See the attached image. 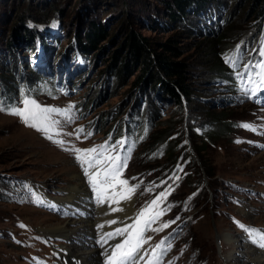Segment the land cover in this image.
Returning a JSON list of instances; mask_svg holds the SVG:
<instances>
[{
  "label": "rangeland",
  "instance_id": "374dc122",
  "mask_svg": "<svg viewBox=\"0 0 264 264\" xmlns=\"http://www.w3.org/2000/svg\"><path fill=\"white\" fill-rule=\"evenodd\" d=\"M231 1L221 14L202 21L207 32L179 36L188 48L187 60L195 67L199 109L196 122L191 123L188 108L178 114L168 101L160 105L163 116L154 119L153 130L170 121L171 136L178 143L179 158L174 159L177 163L172 162L175 167L171 170L166 163L168 154L149 160L152 154L147 142L133 154L123 149L122 157L117 152L125 113L136 109V99L127 97L133 76L116 87L107 84L102 73L105 53L86 59L78 54L77 64L63 59L65 54L72 55L75 31L89 20H101L109 33L131 23L152 40L176 33L178 30L155 28L153 22L164 18L158 0H0V101L5 95L14 100L8 109L0 102V264H59L57 247L62 240L44 231L70 216L49 200L62 194L61 189L76 174L87 180L84 164L78 162L85 153L99 155L105 162H114L118 155L123 158L120 177L134 187L136 208H150L145 230L138 229L144 259L156 252L160 264L248 263L245 255L236 254L238 258L230 262L226 255L240 245L249 229L264 227V107L245 93L236 100L226 87L209 80L204 62V44L210 39L219 43L221 36L226 38L219 44L245 42L246 57L257 48L256 43L247 42L251 20L242 12L245 0ZM20 17L45 41L37 39L30 47L14 41L12 55L7 38L13 27L18 28ZM215 24L222 27L212 33ZM51 68V78H39L46 93L33 94L31 86L26 87L29 81L38 82L32 69ZM66 73H70L67 90L53 88L55 78ZM202 107L208 109L205 115L224 111L231 123L227 131L220 129L218 135L200 140ZM187 154L190 163H186ZM156 170L163 176L151 174ZM148 173L155 180L145 184ZM161 193V200L170 203L166 214L159 213L163 212L157 198ZM151 201H155L154 208ZM229 233L231 239L226 237ZM72 239L76 244L98 247L95 237L88 242L75 233ZM155 264H159L157 260Z\"/></svg>",
  "mask_w": 264,
  "mask_h": 264
},
{
  "label": "trees",
  "instance_id": "16d2710c",
  "mask_svg": "<svg viewBox=\"0 0 264 264\" xmlns=\"http://www.w3.org/2000/svg\"><path fill=\"white\" fill-rule=\"evenodd\" d=\"M230 1L158 0L163 6L164 18L161 21L153 20L155 28L162 32L171 29L178 30L176 33L161 40H152L133 27L131 23H125L117 32L109 33L106 24L99 19L89 20L83 28H78L75 31L70 46L72 55L65 54L64 60L70 62L68 59L70 58L77 64L80 63V59H77L78 54L86 59L88 56L96 58L97 54L105 53L107 62L102 73L107 79V84L115 83L114 87H116L133 76L127 97L132 95L133 99H136V109L133 112L125 113L123 124L121 125L122 130L120 131L121 135L126 134L129 138L130 154H133V151L138 146L147 142L148 153L152 154L150 161L154 162L164 156V154H168L166 163H170V167L172 166L171 170L175 167L174 163L177 162H174V159L176 157L179 158V154H176L178 143L171 136L173 125L168 121L161 123L158 129L153 130V128L155 126L154 119L156 121L163 116V110L160 105L165 101L175 107V112L178 114L183 109L186 110L188 108L190 110L188 119L191 123H195L196 117H198L199 103H197V97L194 93L196 90L194 87V76L196 75L193 69L195 67L192 62L187 60L185 53L188 48L181 44L179 36H181L180 34L190 36L207 32L202 21L208 18L209 20L212 19L214 14H221L222 9ZM243 6V15L246 19L251 20L247 42L256 43L257 48L251 49L246 57L245 54L247 52L243 49L245 42L232 45L219 44L226 36L217 38L219 43L210 39L204 44H207L205 46L207 63L204 61L206 76H208L209 80H215L226 87L235 95L236 100L242 97V93H245L246 97L254 98L260 86H264V80H262V77H264V0H247V2L245 0ZM24 20V17L19 18L18 28L13 27L7 38L8 47H11L10 52L12 55H15L13 53L15 50L12 47L14 46V41L24 42L27 47L33 46L37 41H45L43 37L38 39L41 38L39 32L35 31L36 28L27 26L28 24ZM221 27L222 25L215 24L212 28L215 30L212 33H217ZM231 30L229 29L227 32ZM106 41L107 44H104ZM72 46L75 49H72ZM219 47L220 51L217 50ZM98 51L100 52L96 53ZM32 70H34L33 75L38 82L29 81L26 87L31 86L33 89L31 92L35 95L46 93L45 89L39 86V78H43V76L51 78L50 72L53 69L51 68L49 71ZM69 74L66 73L57 78L54 77L53 88L60 87L63 91L67 90L66 82L69 80ZM26 87L24 90H26ZM0 102L4 109H8L9 106L14 104L12 95L9 97L5 95ZM203 108L205 111L202 110ZM202 109L204 111V120L198 124V126L202 127L200 140L209 139L212 135H218L217 130L227 131V127L231 123L225 119L224 115L226 113L224 111L211 112L205 115L208 109L205 107H202ZM143 112L144 118L141 120ZM113 129L114 126L111 132ZM201 149H203V146ZM191 161V156L187 154L186 163ZM151 174L163 176L159 170L153 171ZM148 175L150 173L144 175L146 177L145 184L155 180L154 177H148ZM152 179L154 180L152 181ZM160 196H164L163 193ZM162 198H160V205L164 210L163 213L166 214L168 212L167 207L170 208V203L168 201L164 203L161 200Z\"/></svg>",
  "mask_w": 264,
  "mask_h": 264
},
{
  "label": "bare ground",
  "instance_id": "6f19581e",
  "mask_svg": "<svg viewBox=\"0 0 264 264\" xmlns=\"http://www.w3.org/2000/svg\"><path fill=\"white\" fill-rule=\"evenodd\" d=\"M78 162L84 164L87 180H84L81 174H76L71 177L69 185L61 189L62 194L49 200L51 204L69 211L70 216L60 221L57 226L44 231L47 235L62 240L57 247L61 258L59 264L158 262L156 252L144 259V252L138 247L150 208H136L134 187L120 177V156L118 155L114 162H105L99 155L85 153L80 156ZM90 212H93V215ZM75 233H80L82 239L88 242L95 237L93 242L97 243L98 247L96 244H76L72 239ZM229 234H226V237L231 239ZM132 236L134 239H131ZM242 240L239 241L240 245H235L233 251L225 254L226 260L233 261L238 258L236 254H240L241 257L247 256V264H264V227L249 229L247 236H242Z\"/></svg>",
  "mask_w": 264,
  "mask_h": 264
},
{
  "label": "water",
  "instance_id": "95a60500",
  "mask_svg": "<svg viewBox=\"0 0 264 264\" xmlns=\"http://www.w3.org/2000/svg\"><path fill=\"white\" fill-rule=\"evenodd\" d=\"M160 245V244H159Z\"/></svg>",
  "mask_w": 264,
  "mask_h": 264
}]
</instances>
